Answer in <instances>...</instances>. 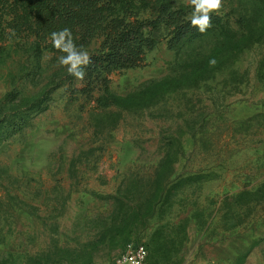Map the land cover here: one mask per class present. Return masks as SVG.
Segmentation results:
<instances>
[{
	"label": "rangeland",
	"instance_id": "374dc122",
	"mask_svg": "<svg viewBox=\"0 0 264 264\" xmlns=\"http://www.w3.org/2000/svg\"><path fill=\"white\" fill-rule=\"evenodd\" d=\"M222 3L208 35L170 51L151 33L144 66L111 76L127 109L80 93L16 27L24 1L0 0L1 132L30 120L0 143V264L57 245L103 264L140 244L152 264H264V0ZM172 4L190 18L189 0Z\"/></svg>",
	"mask_w": 264,
	"mask_h": 264
},
{
	"label": "trees",
	"instance_id": "16d2710c",
	"mask_svg": "<svg viewBox=\"0 0 264 264\" xmlns=\"http://www.w3.org/2000/svg\"><path fill=\"white\" fill-rule=\"evenodd\" d=\"M23 1V12L16 16L18 18L16 27H28L39 42L38 47L44 45L45 50L60 53L53 48L50 34L65 27L71 29L77 46H82L87 51L95 41L102 39L98 51L90 55L93 63L85 70L86 86L79 92L93 99L94 93L97 90L101 91L105 99L98 102L108 108H131L132 97L122 98L112 94L111 76L116 72L144 66L147 53L157 47V41L150 35L151 33L167 30L169 32L167 48L170 51H177L185 43L203 38L214 27L223 23L220 16L211 15L212 27L200 33L198 29L190 27L187 12L175 8L172 0ZM142 11H150L153 18L142 19ZM29 124L30 120L25 117L10 122L6 133H2L0 129V143L20 134ZM190 180H197V177H191ZM161 249L163 252V247L160 246L158 250ZM34 264L95 263L87 245L69 246L67 249L57 245L56 252L41 257Z\"/></svg>",
	"mask_w": 264,
	"mask_h": 264
},
{
	"label": "clouds",
	"instance_id": "9594fccd",
	"mask_svg": "<svg viewBox=\"0 0 264 264\" xmlns=\"http://www.w3.org/2000/svg\"><path fill=\"white\" fill-rule=\"evenodd\" d=\"M189 4L194 7L189 18L190 27L198 29L200 33L212 27L210 14L212 12L219 14V10L223 7L222 0H189ZM50 40L53 48L63 53L57 58V66L65 68L67 74L82 81L86 75L85 70L93 63L89 52L82 46H77L71 29L67 27L52 32ZM117 264H122V262L117 261Z\"/></svg>",
	"mask_w": 264,
	"mask_h": 264
},
{
	"label": "built area",
	"instance_id": "2783aa9c",
	"mask_svg": "<svg viewBox=\"0 0 264 264\" xmlns=\"http://www.w3.org/2000/svg\"><path fill=\"white\" fill-rule=\"evenodd\" d=\"M117 261L122 264H150V254L145 245H135L103 264H117Z\"/></svg>",
	"mask_w": 264,
	"mask_h": 264
}]
</instances>
